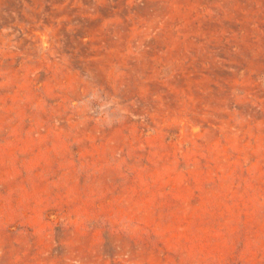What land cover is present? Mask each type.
Returning <instances> with one entry per match:
<instances>
[{
  "label": "rangeland",
  "instance_id": "rangeland-1",
  "mask_svg": "<svg viewBox=\"0 0 264 264\" xmlns=\"http://www.w3.org/2000/svg\"><path fill=\"white\" fill-rule=\"evenodd\" d=\"M0 264H264V0H0Z\"/></svg>",
  "mask_w": 264,
  "mask_h": 264
}]
</instances>
